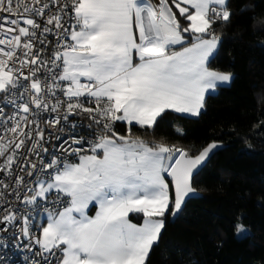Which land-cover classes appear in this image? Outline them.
Instances as JSON below:
<instances>
[{"label":"snow or ice","instance_id":"snow-or-ice-1","mask_svg":"<svg viewBox=\"0 0 264 264\" xmlns=\"http://www.w3.org/2000/svg\"><path fill=\"white\" fill-rule=\"evenodd\" d=\"M231 17L229 0H0V94L14 109L5 117L0 107V234H9L0 236V262L11 247L31 254L23 264H147L164 218L196 194L194 170L218 145L193 157L149 146L131 126L154 128L169 109L198 116L206 90L230 82L206 62L220 42L213 25ZM49 35L55 48L43 58ZM73 116L96 127L95 140L76 134V124L67 140L58 134ZM117 122L129 126L127 135ZM48 128L59 152L45 146ZM41 213L46 220L37 224ZM130 214H142L143 224Z\"/></svg>","mask_w":264,"mask_h":264},{"label":"trees","instance_id":"trees-1","mask_svg":"<svg viewBox=\"0 0 264 264\" xmlns=\"http://www.w3.org/2000/svg\"><path fill=\"white\" fill-rule=\"evenodd\" d=\"M229 8L230 22L213 26L220 42L208 68L230 73L231 83L210 93L196 118L165 112L154 128L131 126L133 138L193 157L221 146L193 180L200 196L164 218L147 264H264V0H229ZM128 127L115 129L127 135Z\"/></svg>","mask_w":264,"mask_h":264},{"label":"built area","instance_id":"built-area-1","mask_svg":"<svg viewBox=\"0 0 264 264\" xmlns=\"http://www.w3.org/2000/svg\"><path fill=\"white\" fill-rule=\"evenodd\" d=\"M153 3H158V0H152ZM39 19V18H37ZM220 24V22L218 21L215 25ZM213 25V26H215ZM48 40L51 41L52 43L47 44V46H43L44 50L41 53V56L43 58H50L51 56V51L50 49L55 48V37L52 35L48 36ZM70 42V41H69ZM36 46L37 49L41 48L42 46L40 45L39 41L36 42ZM18 66V65H17ZM0 107H4V113H5V117L10 116L12 111L14 110L13 108H11L10 106H4L3 105V94H1L0 96ZM54 115V114H52ZM42 116L44 118V120H47L50 118V114L48 113H42ZM4 117H0V119H3ZM118 123V122H117ZM116 123V125H117ZM71 124H76L77 127L75 129V133L78 134L80 137H83V139L87 142H92L93 140H95L96 135L98 134V130L96 129V127L93 125L91 128L89 127L90 121L85 118V117H80V116H73L69 118V124L68 125H63L62 126L65 127V131L63 133H58L64 140L68 139V136L70 135L71 132V128L70 125ZM115 125V128H116ZM41 127H44V124L41 123ZM2 134V133H0ZM49 134H56L54 133V130L51 128L46 129V139H48V143L45 145L46 147H49L50 151H56L59 152V147H53L55 145L58 144V142L54 139H51ZM73 147H77V145H72ZM89 145L85 144V149H87ZM65 158L69 161V162H76L78 160V158L75 157H70L65 155ZM31 160L35 161V157L32 156L30 157ZM3 158H0V162H2ZM17 172H19V169H17ZM20 175H26L23 172L19 173ZM0 178H4L6 179V177H3V174L0 173ZM27 179V177H26ZM23 195V194H22ZM9 200L15 202V197L14 196H9L8 197ZM17 203V207H22L21 205H19L18 202ZM43 213H41L42 215ZM40 215V216H41ZM40 216L36 217V223L38 224V218ZM0 227H3V225H0ZM8 233H4V234H0V236H8ZM11 243V242H10ZM21 243H27V241L21 240ZM4 251L7 252V257L9 258L7 260V264H23V257L26 255H31L30 253H21V252H17L14 250V248H5ZM38 251V247L33 245V252ZM3 254V253H0ZM37 259H39V257H37ZM0 264H4V262H0Z\"/></svg>","mask_w":264,"mask_h":264},{"label":"crops","instance_id":"crops-1","mask_svg":"<svg viewBox=\"0 0 264 264\" xmlns=\"http://www.w3.org/2000/svg\"><path fill=\"white\" fill-rule=\"evenodd\" d=\"M174 11H175V8H174ZM181 24H182V26H187L188 21H186V20H184V19L181 18ZM185 35H186V39H185V42H184V46H185V47H189V46H191V43L193 42V40H192V34H191V33H188V34H185ZM173 50L179 51V50H181V46H180V45L173 46ZM217 50H218V47H217V49L214 51V53L209 57L208 61L206 62V66H207V67H208V62H209V60H210V59H211V58L217 53ZM209 70H210V69H209ZM210 71H213V70H210ZM231 80H232V78H231ZM231 80H230V82H231ZM230 82H227V83H220V82H218V83H217V86H216L215 89L206 90V92H205V99H206V97H207L210 93L214 92L218 87L226 86V85H228ZM201 111H202V109L200 110V112H201ZM165 112H172V113H174V114H177V115H180V116H183V117H189V118H196V117L199 116V115H198V116H192V115L187 114V113H176V112H174V111H172V110H170V109H169V110H166ZM123 123H125V122H123ZM133 124H134V123H133ZM149 146H151V145H149ZM152 147H154V146H152ZM76 162H78V160H77ZM166 162H167V161H166ZM163 175L165 176V179H166V182H167V178H168V177H167V174L164 173ZM97 210H98V205H95L94 202H93V203L90 204V206H89L88 214H89L90 216H94ZM129 219H130V222L135 223L137 226H141V225L143 224V221H144V217H143L142 214H130ZM45 220H46V215H45V214H42V215L38 218V224L44 222Z\"/></svg>","mask_w":264,"mask_h":264},{"label":"water","instance_id":"water-1","mask_svg":"<svg viewBox=\"0 0 264 264\" xmlns=\"http://www.w3.org/2000/svg\"><path fill=\"white\" fill-rule=\"evenodd\" d=\"M218 145V144H217ZM221 149V146L218 145L217 148L213 149L212 152L209 154V157L208 159L202 163V165L198 166L197 169L194 170V173H193V177H192V185H193V180L194 178L199 175V173L201 172V170L205 167V165L208 163V161L215 155V153ZM168 177V176H167ZM170 182H171V178L168 177ZM172 193H173V200H174V190L172 189ZM200 196V194L196 191V194L194 196H190L187 198L186 202L190 199H193V198H198ZM185 206V205H184ZM184 208V207H183ZM175 217L171 216V219L173 220Z\"/></svg>","mask_w":264,"mask_h":264},{"label":"rangeland","instance_id":"rangeland-1","mask_svg":"<svg viewBox=\"0 0 264 264\" xmlns=\"http://www.w3.org/2000/svg\"><path fill=\"white\" fill-rule=\"evenodd\" d=\"M230 83H231V82H230ZM230 83H229V84H230ZM229 84H228V85H229ZM228 85H226V86H228ZM215 91H216V90H215ZM202 110H203V108H202ZM168 147H173V146H168ZM174 148H175V147H174Z\"/></svg>","mask_w":264,"mask_h":264}]
</instances>
